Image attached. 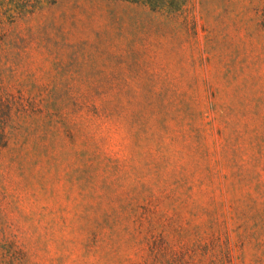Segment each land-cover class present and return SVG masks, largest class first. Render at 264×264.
<instances>
[{"label": "rangeland", "instance_id": "374dc122", "mask_svg": "<svg viewBox=\"0 0 264 264\" xmlns=\"http://www.w3.org/2000/svg\"><path fill=\"white\" fill-rule=\"evenodd\" d=\"M0 264H264V0H0Z\"/></svg>", "mask_w": 264, "mask_h": 264}, {"label": "trees", "instance_id": "16d2710c", "mask_svg": "<svg viewBox=\"0 0 264 264\" xmlns=\"http://www.w3.org/2000/svg\"><path fill=\"white\" fill-rule=\"evenodd\" d=\"M7 5H11L15 8V12L32 13L36 11H42L45 6L56 4L57 0H4ZM8 2H10L8 4Z\"/></svg>", "mask_w": 264, "mask_h": 264}]
</instances>
